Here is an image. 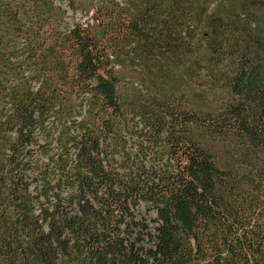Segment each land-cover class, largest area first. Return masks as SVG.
Returning <instances> with one entry per match:
<instances>
[{
  "label": "trees",
  "instance_id": "1",
  "mask_svg": "<svg viewBox=\"0 0 264 264\" xmlns=\"http://www.w3.org/2000/svg\"><path fill=\"white\" fill-rule=\"evenodd\" d=\"M67 2L75 15L93 11L88 30L73 19L66 34L68 14L59 4ZM261 11L252 17L264 20ZM111 20L110 0H0V161L2 147L14 144V160L41 162L30 168L62 217L55 231L63 227L74 241L77 261L70 264H264V194L235 192V184L259 192L264 184L257 152L264 155V86L258 87L257 67L244 65L240 74L254 86L250 106L237 103L231 112L240 147L253 145L257 156L239 177L195 140L199 118L192 110L165 102L138 121L129 118L111 68L117 29ZM4 169L0 194L11 181L22 197L21 169L15 177ZM221 185L233 186L237 202L220 193ZM8 209L0 199L7 257L21 250L25 232L37 259L25 264H56L57 251L37 227L23 220L7 228L1 215ZM69 242L62 243L65 256ZM82 248H91L90 260H78Z\"/></svg>",
  "mask_w": 264,
  "mask_h": 264
},
{
  "label": "rangeland",
  "instance_id": "2",
  "mask_svg": "<svg viewBox=\"0 0 264 264\" xmlns=\"http://www.w3.org/2000/svg\"><path fill=\"white\" fill-rule=\"evenodd\" d=\"M248 1L110 0L111 21L117 26L111 33L115 55L110 62L118 78V97L130 111L129 118L138 121V114L165 102L192 110L199 118L193 126L195 140L220 167H231L239 177L253 169L251 163L257 159L253 145L240 147L239 128L231 125L233 107L251 104L254 86L240 77L243 66L257 67L258 87L264 86V66L260 64L264 63V20L252 17L257 11L263 13L264 0L256 6L247 5ZM83 15L66 16V34L75 18L93 24V15ZM250 156L253 161L249 163ZM236 185L240 189L235 192H242V197L264 194V184L260 192ZM232 189L221 185L220 193L235 203ZM3 246L0 241V260H13ZM81 253L78 260L92 257L91 248H82Z\"/></svg>",
  "mask_w": 264,
  "mask_h": 264
},
{
  "label": "flooded vegetation",
  "instance_id": "3",
  "mask_svg": "<svg viewBox=\"0 0 264 264\" xmlns=\"http://www.w3.org/2000/svg\"><path fill=\"white\" fill-rule=\"evenodd\" d=\"M59 5L62 6V8L67 12L68 15L72 13L74 14L68 2L66 4H59ZM78 14H84L83 16H86L88 14L93 15V11L90 12L80 11ZM74 21H76V23H78L82 27V29L85 30H88L93 25V24L89 25V22H82L76 18L74 19ZM74 21L72 22L73 24ZM92 21L94 22V16L92 18ZM5 109L6 107H4V110ZM15 147L16 146L14 144H12V146L10 147H2V151H3L2 156L3 159L5 160L0 161V171H2V168H6L4 170L6 172L8 171L11 174H13L14 177H15V169L17 167L21 169L22 176H20L17 179L19 180V182H21L24 188V193L22 194V197H20L19 195L14 193L13 182L8 181L5 186L8 189V193L2 195L0 194V199L5 201V203L9 207V209L1 215L4 216V221L7 223V228L13 229V227H16L19 221L22 222L24 220L28 223L30 227H35V228L37 227L40 230V234L43 235L42 237L49 239L52 249L57 251V256L55 257L56 264H65L64 263L65 261L66 262L68 261V263L70 264L73 263L74 261H77V259L75 258H70V254L72 255V252H74V247H73L74 241L71 240V238H69L67 235L63 234L64 233L63 227L61 229V232L55 231V227L61 222L62 219L60 213L59 212L57 213L54 208H51L50 204L46 201L45 197L40 192V189L34 180L33 177L34 168L32 167L30 168V166L40 165L41 162L39 161H38L39 163L33 162L29 166L27 165L23 166L21 160H19L20 159L19 157L18 159L15 160L13 159ZM9 203H11V205H9ZM1 229L4 230V228ZM1 229H0V235H1L0 241L3 242V237H2L3 232H1ZM64 240L70 241L68 255H66L68 257H66L65 253H63L62 243ZM2 249L6 251L4 246L2 247ZM34 249L35 248L32 245L30 238H28L26 236V233L24 232L21 235V250L14 249L11 252V257L13 258V260H17L16 264H25V260H37L34 257L35 254ZM4 263L6 262H0V264H4Z\"/></svg>",
  "mask_w": 264,
  "mask_h": 264
}]
</instances>
